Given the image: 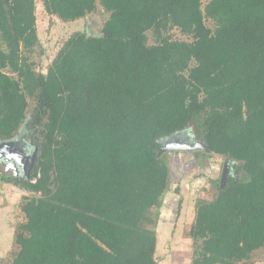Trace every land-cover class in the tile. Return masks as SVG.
Here are the masks:
<instances>
[{"label": "trees", "instance_id": "trees-1", "mask_svg": "<svg viewBox=\"0 0 264 264\" xmlns=\"http://www.w3.org/2000/svg\"><path fill=\"white\" fill-rule=\"evenodd\" d=\"M42 2L64 23L108 16L45 73L37 0H0V142L37 151L29 177L0 170L29 194L0 264H159L154 214L173 174L161 142L192 126L230 171L195 204L192 264L263 251L264 0Z\"/></svg>", "mask_w": 264, "mask_h": 264}, {"label": "rangeland", "instance_id": "rangeland-1", "mask_svg": "<svg viewBox=\"0 0 264 264\" xmlns=\"http://www.w3.org/2000/svg\"><path fill=\"white\" fill-rule=\"evenodd\" d=\"M206 2L204 0V4ZM36 15L41 50L43 49V55L36 58L39 70L45 73L66 39L80 31L86 32L88 36H99L108 16L99 10L84 19L64 23L56 16L46 13L42 0H37ZM173 34L177 38H186L178 31ZM149 43L152 44L153 40ZM161 143L163 148L187 146L189 150L160 151V156L166 154L165 159L170 163L173 174L163 206L154 214L157 221L154 227L157 235L155 258L159 264H192L194 243L190 237V229L195 219V204L198 199L210 200L217 193L214 180H219L221 175V181L224 171L226 177L230 173L228 161L211 153L198 139L197 129L193 126L163 139ZM28 195L13 185L0 182V262L2 258L7 261L17 249L14 241L17 228L24 221L21 212L23 198ZM9 220L14 222L13 229L10 228ZM241 264H264V250L256 252L248 263Z\"/></svg>", "mask_w": 264, "mask_h": 264}, {"label": "flooded vegetation", "instance_id": "flooded-vegetation-1", "mask_svg": "<svg viewBox=\"0 0 264 264\" xmlns=\"http://www.w3.org/2000/svg\"><path fill=\"white\" fill-rule=\"evenodd\" d=\"M21 150H25L23 153H27L25 156H29L28 159L24 158L25 160H22V158L19 157L18 153L21 154ZM32 150L33 149L28 147V145L24 143L21 144V141L19 140H15V146L13 147H1L0 151H2L3 156L0 157V170L13 177L23 178L24 176H27L30 160L34 153ZM34 150H37V148Z\"/></svg>", "mask_w": 264, "mask_h": 264}, {"label": "water", "instance_id": "water-1", "mask_svg": "<svg viewBox=\"0 0 264 264\" xmlns=\"http://www.w3.org/2000/svg\"><path fill=\"white\" fill-rule=\"evenodd\" d=\"M4 146L13 147V146H15V141L12 140V141L0 142V149H1V147H4ZM169 150L170 151H180V150L185 151V150H189V148L187 146H166L165 148L161 149V152L169 151ZM36 153H37V151H34V153L32 154V158L30 160V165H29V171L27 173L28 177L30 176V174H31V172L35 166ZM23 154L24 153L22 150H21V154L18 153L19 157H21L22 160H25L24 158L28 159L29 156H27V155L25 156V154L24 155ZM2 156H3L2 151H0V157H2ZM10 174L13 175L12 173H10ZM225 180H226V171H224V173H223L221 183L223 184L225 182Z\"/></svg>", "mask_w": 264, "mask_h": 264}, {"label": "crops", "instance_id": "crops-1", "mask_svg": "<svg viewBox=\"0 0 264 264\" xmlns=\"http://www.w3.org/2000/svg\"><path fill=\"white\" fill-rule=\"evenodd\" d=\"M9 221H10V220H9ZM9 225H10V228L13 229L14 222L10 221ZM10 241H11V240H10ZM8 245H9V244H8Z\"/></svg>", "mask_w": 264, "mask_h": 264}]
</instances>
